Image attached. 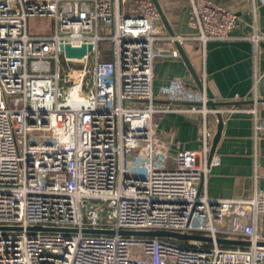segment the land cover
<instances>
[{"label": "built area", "instance_id": "1", "mask_svg": "<svg viewBox=\"0 0 264 264\" xmlns=\"http://www.w3.org/2000/svg\"><path fill=\"white\" fill-rule=\"evenodd\" d=\"M186 1L194 31L169 35L151 0H0V264H264L257 225L264 188L246 198L198 189L219 162L209 159L217 119L211 125L206 112L221 110L194 88L182 92L178 77L155 83L154 62L179 57L176 42L226 40L239 25L228 7L235 0ZM257 6L250 0L247 38L255 45L264 40ZM37 17L51 21L49 32L29 30ZM61 44L92 48L77 59ZM196 112L198 148H184L172 116ZM263 130L255 121L254 133ZM120 230L204 234L212 242L182 246ZM216 237L250 243L224 248Z\"/></svg>", "mask_w": 264, "mask_h": 264}, {"label": "crops", "instance_id": "2", "mask_svg": "<svg viewBox=\"0 0 264 264\" xmlns=\"http://www.w3.org/2000/svg\"><path fill=\"white\" fill-rule=\"evenodd\" d=\"M158 1L174 34L194 31L188 24L187 4L181 6L180 0ZM257 2L256 27L264 33V0ZM228 7L238 12L240 18L232 32L233 38L209 40L204 45L193 41L181 44L200 78L202 90H198L180 55L157 59L153 71L157 84L178 77L188 82V88L193 90L195 86V91L202 92L208 99L229 102L219 106L222 128L214 149L219 162L201 182L200 191L212 198H246L255 188H264V130L254 133L255 121L264 123V40L255 45L247 38L253 32L252 16L248 12L250 0H235ZM169 8L177 10L176 16L169 15ZM253 108L255 113L251 111ZM202 117L200 112L172 116L174 139L184 148H198V123ZM206 117L211 125L217 119L210 111L206 112ZM168 128L166 123L164 129ZM257 225L263 234L261 242H264V213L258 215Z\"/></svg>", "mask_w": 264, "mask_h": 264}, {"label": "water", "instance_id": "3", "mask_svg": "<svg viewBox=\"0 0 264 264\" xmlns=\"http://www.w3.org/2000/svg\"><path fill=\"white\" fill-rule=\"evenodd\" d=\"M156 7L158 14L160 16V20L162 22V25L166 29L169 35H174V32L166 18L165 13L163 12L160 3L158 0H151ZM219 1V0H216ZM176 47L179 51L180 57L182 58L184 64L188 68L194 83L196 84L198 90H202V85L200 78L197 76L195 70L193 69L187 55L185 54L184 50L182 49V46L180 43L176 42ZM92 45L91 44H82L78 47H73L70 44H61L59 45V49L63 51V54L66 57L71 58H82L87 52L91 51ZM195 86H193L194 88ZM156 102L160 103H172L176 105H183V106H189V105H201L199 102H193V101H184V100H156ZM229 102H219L214 101L211 99H208L206 102V106L212 109H218L220 105H227ZM234 104V103H233ZM217 116V124H216V130L212 139L211 148L209 151V159L214 154V149L216 146V143L220 136V131L222 128V115L221 112L216 113ZM200 190V186L198 187ZM2 229V228H1ZM20 229V228H15ZM27 229H38L41 231H68L65 228H47V227H41V226H33L29 227ZM72 231H75L74 229ZM84 233H90V234H113L114 232L112 230H106V229H83ZM118 233L122 235H133V236H148V237H169L179 240H189V239H196L201 240L205 242H212V238L210 236L204 235V234H188V233H179V232H173V231H163V230H149V231H126V230H120ZM215 242L218 245H236V246H247L249 245V241L244 239H238V238H224V237H216ZM260 245L264 246V242H259Z\"/></svg>", "mask_w": 264, "mask_h": 264}, {"label": "rangeland", "instance_id": "4", "mask_svg": "<svg viewBox=\"0 0 264 264\" xmlns=\"http://www.w3.org/2000/svg\"><path fill=\"white\" fill-rule=\"evenodd\" d=\"M168 1H171V0H167ZM181 3L180 5L181 6H186V0H180ZM167 12L169 13V15L171 16H176V13L177 10L175 9H167ZM28 24H29V30L33 31V32H36V33H47L50 31V29L52 28L51 27V21L47 18H29V21H28ZM100 48L102 51L105 52V55H108V53L110 52V48L107 47L103 42L100 43ZM159 59H162V58H159ZM79 67V66H78ZM77 66H74V73H73V76L76 75V73L78 72L77 69H79ZM76 77V76H75ZM179 82H180V89L182 92H188L192 89L188 88V86L186 85V83H188L186 80L184 79H179Z\"/></svg>", "mask_w": 264, "mask_h": 264}, {"label": "trees", "instance_id": "5", "mask_svg": "<svg viewBox=\"0 0 264 264\" xmlns=\"http://www.w3.org/2000/svg\"><path fill=\"white\" fill-rule=\"evenodd\" d=\"M187 4V3H186ZM106 46H108L109 43L107 42H103ZM108 56H106L107 58ZM222 236L226 237L228 236L227 234H221ZM236 237H240V236H236ZM161 240H168L170 242H173L175 244H178V245H182V246H186L188 244L187 240H179V239H174V238H168V237H160ZM208 244V243H207ZM222 247L224 248H235L237 247L236 245H221ZM239 247H242L244 248L245 246H239Z\"/></svg>", "mask_w": 264, "mask_h": 264}]
</instances>
